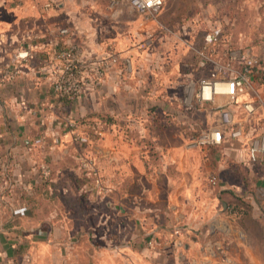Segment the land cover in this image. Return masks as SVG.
<instances>
[{
	"label": "crops",
	"instance_id": "obj_1",
	"mask_svg": "<svg viewBox=\"0 0 264 264\" xmlns=\"http://www.w3.org/2000/svg\"><path fill=\"white\" fill-rule=\"evenodd\" d=\"M169 10L0 0V264H264L262 172L247 140L193 146L195 125L218 117L195 96L206 31ZM70 48L116 59L60 97L47 70ZM248 102L229 108L250 138L264 111L248 116Z\"/></svg>",
	"mask_w": 264,
	"mask_h": 264
},
{
	"label": "built area",
	"instance_id": "obj_2",
	"mask_svg": "<svg viewBox=\"0 0 264 264\" xmlns=\"http://www.w3.org/2000/svg\"><path fill=\"white\" fill-rule=\"evenodd\" d=\"M126 2L145 19L153 20L164 7V0H126ZM63 34L67 30H62ZM221 27H214L204 36L202 49L194 51L199 59L198 67L212 66L211 76L198 82L195 96L199 103H208L213 106L218 114V125L203 131L192 142L193 146L206 149L211 146H222L227 139L241 141L247 140L248 161L253 166L264 168V115L263 127L256 137L247 136L245 122L238 121L231 109L233 104L242 97H250V102L244 104L243 109L248 116H252L258 109L264 111V90L257 87L255 68L259 59L248 56L240 51L231 52L227 57L229 62L222 64L211 60L205 55L216 46L221 38ZM29 51L17 53L15 59H27ZM58 66H50L47 70L54 92L60 97H79L85 86L91 82L95 86L100 84L111 62L115 61L112 55L101 59H82L75 48L58 51L55 56ZM240 62L242 67L237 69L235 63ZM226 98V103H220ZM38 142V141H37ZM48 175V172H47Z\"/></svg>",
	"mask_w": 264,
	"mask_h": 264
},
{
	"label": "rangeland",
	"instance_id": "obj_3",
	"mask_svg": "<svg viewBox=\"0 0 264 264\" xmlns=\"http://www.w3.org/2000/svg\"><path fill=\"white\" fill-rule=\"evenodd\" d=\"M164 7H170L167 18L173 21L180 22L184 19L199 21L200 24H204V30L221 27V39L207 54L205 53L209 59L222 64L228 63L229 58L225 54L226 42L228 47L238 49L248 56L264 58V0H164ZM202 46L197 43L196 49H202ZM194 57L199 63L196 54ZM235 67L240 69L242 64L237 62ZM194 71L197 74L194 79L196 84L201 79L211 76L212 66L206 65L199 69L197 65ZM261 89L264 90V87ZM214 117L215 124L207 125L209 128L218 123V117ZM196 126L194 134L209 129L202 128L200 123L198 128ZM256 167L262 172L258 173L257 181H264V168L258 165ZM234 177L237 179L240 176L234 175ZM211 179L216 180L215 177ZM260 195L264 197L262 189H260Z\"/></svg>",
	"mask_w": 264,
	"mask_h": 264
},
{
	"label": "trees",
	"instance_id": "obj_4",
	"mask_svg": "<svg viewBox=\"0 0 264 264\" xmlns=\"http://www.w3.org/2000/svg\"><path fill=\"white\" fill-rule=\"evenodd\" d=\"M205 31L207 32L209 30H205ZM225 44L227 45V46H225L227 48L226 52H225L226 56H228L231 52L238 51V49L236 50V49L228 47V42H226ZM257 75H258V78H257ZM255 76H256L255 80H256L257 87L258 88L264 87V58L259 59V64L255 68ZM201 133H202V131L199 134H194V137L195 138L198 137ZM222 147H223V145L218 146V147L211 146V147L206 148V150H214L215 149L216 151H219L220 149H222ZM67 193L70 194V191L67 190Z\"/></svg>",
	"mask_w": 264,
	"mask_h": 264
}]
</instances>
